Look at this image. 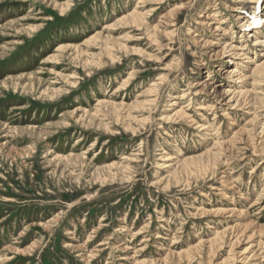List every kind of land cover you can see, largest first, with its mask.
Here are the masks:
<instances>
[{
    "label": "rangeland",
    "instance_id": "1",
    "mask_svg": "<svg viewBox=\"0 0 264 264\" xmlns=\"http://www.w3.org/2000/svg\"><path fill=\"white\" fill-rule=\"evenodd\" d=\"M0 264H264V0H0Z\"/></svg>",
    "mask_w": 264,
    "mask_h": 264
},
{
    "label": "bare ground",
    "instance_id": "2",
    "mask_svg": "<svg viewBox=\"0 0 264 264\" xmlns=\"http://www.w3.org/2000/svg\"><path fill=\"white\" fill-rule=\"evenodd\" d=\"M259 9V8H258ZM240 10L242 11V14H246L247 13V15L248 16H246L247 17V21H248V27H250V28H252V29H256V28H258L260 25H261V23H262V18H261V16H260V14L259 13H256V10L253 8L252 9V12H247L249 9L247 8V9H243V8H240ZM239 10V11H240ZM250 10H251V8H250ZM240 19H245L244 17H240ZM100 39V38H99ZM258 39V38H257ZM257 39H256V41H257ZM95 41H97V39L95 40ZM105 42V41H104ZM78 56V55H77ZM257 70V69H256ZM155 86V85H154ZM152 87H153V85H152ZM154 90H155V88H154ZM151 93V92H150ZM139 104V103H138ZM215 135V134H214ZM189 162H192V161H189Z\"/></svg>",
    "mask_w": 264,
    "mask_h": 264
}]
</instances>
